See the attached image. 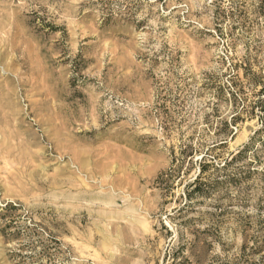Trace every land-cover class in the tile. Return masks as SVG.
Here are the masks:
<instances>
[{
  "label": "rangeland",
  "instance_id": "obj_1",
  "mask_svg": "<svg viewBox=\"0 0 264 264\" xmlns=\"http://www.w3.org/2000/svg\"><path fill=\"white\" fill-rule=\"evenodd\" d=\"M256 8L0 0V264H264Z\"/></svg>",
  "mask_w": 264,
  "mask_h": 264
},
{
  "label": "trees",
  "instance_id": "obj_2",
  "mask_svg": "<svg viewBox=\"0 0 264 264\" xmlns=\"http://www.w3.org/2000/svg\"><path fill=\"white\" fill-rule=\"evenodd\" d=\"M255 12L258 14V16L264 17V0H257V8ZM245 78H247V80H249L253 86L260 88L258 89L259 90L258 95L260 97L264 96V77L261 76L262 78V81H261V79L257 77L250 78L247 74H245ZM226 89L229 92V94H231L235 102V106H236V100L238 99V94L243 95V90L239 89V87L237 86L235 82L233 83L230 82L229 84H227ZM241 101H242L243 108L239 109L237 107L235 116L232 117L231 122L228 124L227 123L225 124L226 128L228 127V131H227L228 133L226 137H224V140H223L225 142L224 145H227V141L230 137L233 138L234 129L232 127L236 126L239 118L244 114L245 115L247 114L255 115L257 108H259L261 112L260 116H261V123L263 124V128L255 132L253 137H251L249 142L241 150H239L236 154L232 153L230 155L229 160L225 162V166H224L225 168L230 167L232 164L242 160V158L247 157L248 155L254 154L257 150V145H258L257 142L260 143L262 147H264V138L260 137V135L264 134V100L259 99V101H254V103L247 104V98L243 97ZM196 152L194 151V152L189 153L190 163H193L194 155ZM206 155H208V153ZM214 164L202 165L199 176L196 178V180L191 185H189V188L194 187V189L191 192H187L188 200H193V199L205 196L204 192L202 191V188L207 187V186L201 182V178L209 171L208 170L209 167L215 168ZM186 206L187 204L184 205V207ZM181 210L182 209H180L177 213H179Z\"/></svg>",
  "mask_w": 264,
  "mask_h": 264
}]
</instances>
